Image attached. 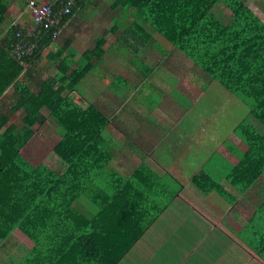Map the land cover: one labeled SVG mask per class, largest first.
<instances>
[{"label":"crops","instance_id":"obj_1","mask_svg":"<svg viewBox=\"0 0 264 264\" xmlns=\"http://www.w3.org/2000/svg\"><path fill=\"white\" fill-rule=\"evenodd\" d=\"M24 2L27 0H12L8 20L23 22ZM110 10L102 12L97 9L88 13L85 20L79 17L83 16L81 13L66 22L62 35L70 27L73 41L67 44L68 39L61 35L65 44H60L57 39L43 50L30 64L26 79L27 82L35 79L32 70L35 63H43L50 69L52 77L48 79L57 78L61 73L60 61L50 60V56L61 48L66 49L63 59L73 56L72 60L69 59L72 72L80 66H87L88 70L76 84L73 95L77 101L94 105L109 121L101 146L103 157L110 163L103 173H92L99 201L82 195L75 203V209L83 213L89 222L97 217L99 223L100 209L104 207L106 211L111 204L115 208L112 215V224H115L125 216L120 206L128 200L131 202L133 194L140 197L134 206L142 217L140 224L138 219L136 222L141 236L118 264H264V172L251 186L234 183L230 178L231 172L250 148L237 132L240 117H232L230 126L225 121L216 125L219 130L223 127L230 133L224 142L219 138L214 140L219 147L208 163V155L205 157V151L198 147L204 144L203 133L208 118L199 111L205 108L200 109L197 105H202V100L210 93L234 102L238 107L239 101L231 94L226 97L222 87L215 85L213 88L212 83L206 91L195 89L191 81L187 85L188 76H195L203 82L210 83V80L172 44L173 47L168 46L163 53L156 50L152 39L145 51L142 46L133 47L135 62L125 65L120 74L117 68L123 65V53L119 50L132 45V41L125 43L126 40H123L124 30L128 27L137 29L141 21L134 17L133 11ZM122 11L124 17L129 18L123 27L114 30L116 25L112 20L111 23L106 22L103 34L92 35L91 44L85 49L77 48L74 36L84 33V38H88L87 31H91L92 26H98L89 18L96 19L100 24L101 19L109 16L112 19L121 17ZM145 28L151 35L156 32L147 23ZM4 36L5 32L0 31V39ZM99 36L106 39L105 45L97 43ZM54 43H57L56 47ZM100 46L104 51L101 60L87 58L83 62L85 52ZM172 60L178 62L177 67L169 65ZM85 79V99L81 100V94L76 92ZM40 81L43 79L40 78ZM14 86L5 92L6 100L9 98L7 93ZM10 100V107H13L16 100L13 97ZM138 100L139 105H135ZM244 114L243 117L264 135V125L247 109ZM195 116H201L197 119L200 130L192 132L186 128L185 122ZM113 126L117 129L110 131ZM58 128L62 135V128ZM186 144L195 145L193 155L197 160L187 159L186 153H191L186 149L173 150L185 148ZM212 162L214 168L210 173L205 169ZM138 169L144 173L141 181L134 179ZM246 175L251 178V173L246 172ZM129 189L133 193L127 195ZM82 197L87 200L80 201ZM100 235L104 238V234ZM44 238H50V235H42L41 241ZM108 238L120 240L114 234H109ZM49 250L48 244L37 250L35 242L17 228L0 243V264H53L57 250L54 249L53 254Z\"/></svg>","mask_w":264,"mask_h":264},{"label":"trees","instance_id":"obj_2","mask_svg":"<svg viewBox=\"0 0 264 264\" xmlns=\"http://www.w3.org/2000/svg\"><path fill=\"white\" fill-rule=\"evenodd\" d=\"M31 1L27 0L22 7L26 6L30 21L23 19L22 22L8 20L12 0H0V28L2 33L5 32L0 39V243L18 228L35 242L37 250L45 244L49 245L51 254L57 250L53 264H118L141 236L136 222L138 219L140 224L142 217L135 207L140 197L133 194L131 202H120V210L125 211V216L115 224H112L115 208L111 204L106 211L104 207L100 209L99 223L97 217L89 222L75 209V203L82 195L99 201L92 173H103L110 163L103 157L101 146L108 119L94 105L77 101L73 95L76 84L88 72L87 66H80L72 72L69 59L72 60L73 56L64 60L66 49L61 48L50 56V60L60 61L61 73L57 78L41 81L37 84V92L25 83L30 64L61 37L66 22L84 12L87 5L96 3L77 0L80 10L76 8L71 15L62 18L64 25L54 38L55 26L45 28L35 23L29 8ZM107 1L113 11H133L134 17L141 21L137 29L128 27L124 30L125 43L132 41L131 47L142 46L145 51L151 39L160 43L164 38L209 77L213 88L216 85L228 91L239 101V106L264 125V21L245 1ZM261 1L264 4V0ZM47 2L53 3L54 0ZM221 3L232 13L229 24L212 14ZM60 8L58 3L53 8L54 13ZM13 22L18 23L17 29ZM146 23L158 35L147 32ZM118 28L116 25L114 30ZM19 30L28 34L29 40L37 45L33 57L26 59L27 68L11 56ZM105 42L104 37L97 38L98 44L105 45ZM103 54L100 46L85 52L83 62L87 58L101 60ZM12 86L18 99L9 113H4L1 111L4 94ZM20 111L22 126L19 127L11 122L10 115ZM44 112H48V116L62 128L61 139L53 148L63 166L61 170L45 164L34 166L21 154L35 135V127L45 122L47 116ZM238 120L237 132L251 149L242 156L230 178L234 183L251 186L264 172V135L244 117ZM246 172L251 173V178ZM142 175L144 173L139 170L134 179L141 181ZM126 193L130 195L133 191L129 189ZM117 228L118 232H115ZM46 234L50 238L41 241L42 235ZM100 234H104V238ZM109 234L118 235L120 240H110Z\"/></svg>","mask_w":264,"mask_h":264},{"label":"rangeland","instance_id":"obj_3","mask_svg":"<svg viewBox=\"0 0 264 264\" xmlns=\"http://www.w3.org/2000/svg\"><path fill=\"white\" fill-rule=\"evenodd\" d=\"M245 1L246 5L259 17L261 18L262 21H264V4L261 0H243ZM94 3H96L95 5L89 4L87 6L88 9L90 10H86L83 13V16H79L82 20H85V18H87L88 13L90 12H95L97 11V9H100L102 12L103 11H110V6L107 5L106 0H93ZM108 2V1H107ZM123 13V11H122ZM105 14V13H104ZM216 18H218L219 20L223 21V23L225 24H229L232 21V13L231 11L226 7L225 4L221 3L218 6H216L213 10L212 13ZM85 15V16H84ZM24 21H30V17L29 14L27 12V10L25 11V15H24ZM79 18V21H81V19ZM89 20L94 23L96 26H92L91 31H87L89 34L88 38H84V33L81 34H77L76 37L74 36V42L77 45V48L79 50H83L85 49V47H88V44H91V36H97V35H101L104 32V28L107 26L109 22H112L117 25L118 27L121 28V26L123 27L126 22L128 21L127 17H124V13L122 14L121 17H116L114 19H112L110 16L108 18H104L101 19V23H97L96 19H91L89 18ZM105 20V21H104ZM1 31V28H0ZM76 34V31H74ZM156 33V32H155ZM157 34V33H156ZM113 35V37L111 38V40H113L116 36ZM158 35V34H157ZM64 36L65 39H71V41H73V37L71 34V29L70 27L68 28V30L65 32ZM160 37V36H159ZM57 41H59L60 44H65V41L58 39ZM55 41V42H57ZM155 41V48L156 50L160 51V52H166L168 50V46L173 47L168 41H166L164 38H161L160 43ZM54 47L57 46V43L53 44ZM120 52L123 53V59H121V62L123 63V65H118L117 70L120 71L119 73L122 74V70L125 69V65L131 64L132 62H135V57H134V48L131 46H126L123 47L122 49L119 50ZM184 55V54H182ZM185 57V56H184ZM187 59V57H185ZM194 63V62H193ZM25 66L27 64H24ZM170 66L172 67H177L178 62L176 61H170L169 63ZM195 65V64H194ZM103 67V66H102ZM32 70L34 71V74L36 75L35 79L30 80V82L25 81V83L31 88V90L33 92H37L38 88H37V84H39L40 78L45 80L48 78H51L52 76V72L50 71V69H48L46 66H44V64H37L35 63L32 66ZM127 71H129L130 73H133V71L131 69H127ZM101 73V72H100ZM190 81L193 85V87L199 91H206L210 85L209 82H203L202 80H200L199 78L195 77V76H188L187 78V85H190ZM86 79L80 84V86L77 89V94H81L80 95V99L83 100L85 99V92H86ZM111 85H114L112 83V81H110ZM223 89V88H222ZM225 93L227 94L226 97L229 96L228 91L224 90ZM8 95V99L6 100V98H4L3 101V109L1 111H3L4 113H9L10 111V106H11V100L10 98L13 97L15 100L18 99V94L15 91V88L13 87L9 93H7ZM221 95V94H220ZM210 96V97H209ZM224 97V95H223ZM94 101V99H90ZM140 101H136L134 104L135 105H139ZM198 108L202 109L205 108L203 110H199L201 111L202 114L206 115L208 120L206 122V128H205V132L203 133V141L204 144L201 146H198L199 148H201L203 151H205L204 156L207 157L208 155V159L207 162L208 163L213 154H215V150L219 147V144L216 143L217 138L220 139L221 142H224V140H228L227 134L229 135L230 131L228 129H225L222 127V130H219V127H216V125H218V123L225 121L226 124H228L230 126V121L233 120L231 119L232 117H243L245 116L244 111L245 109H243L242 106L238 107V104L234 103V102H230L227 101L225 99H222L218 96H216L214 93H210L208 94V97H206L205 99L202 100V105H197ZM47 116V123L44 122L42 125H38L35 127V135L33 136V138L25 145V147L22 149L21 154L23 155V157L25 159H27L32 165L34 166H38L40 164H45L47 166H49L52 169L55 170H61V168H63L59 158L53 153V148L55 147V145L58 143V141L61 138V133L60 130L57 126V124L55 123V121L48 116V114H45ZM230 116V117H229ZM201 118V116H195L194 118L192 117L191 120H186L185 122V126L186 128H188L190 131L192 132H196L200 130V124L199 121L197 119ZM10 119L11 122L17 124L19 127L22 126V112H18L16 114H12L10 115ZM117 129L116 127H111L110 131ZM200 144L202 142H199ZM184 150L186 149V151H190L191 155L188 154V152L186 153L187 155V159L190 158L191 161L195 160V156L193 155V151L196 150L195 145L192 144H186L185 148L184 147H180V148H173V150ZM185 155V156H186ZM203 155V154H202ZM201 156V157H204ZM172 157L175 158V155L172 154ZM197 160V159H196ZM201 166V165H200ZM199 166V167H200ZM211 168H214V162L208 164V166L206 167L205 170L209 171L210 173H212L210 170ZM91 186V185H90ZM82 199H86L85 197H82L80 199V201H82ZM90 208H92V204H90Z\"/></svg>","mask_w":264,"mask_h":264},{"label":"built area","instance_id":"obj_4","mask_svg":"<svg viewBox=\"0 0 264 264\" xmlns=\"http://www.w3.org/2000/svg\"><path fill=\"white\" fill-rule=\"evenodd\" d=\"M60 4L59 12L53 11V8ZM77 0H54L53 3L40 2L39 0H33L29 3V8L35 17V23L43 25L45 28H50L55 26L57 29L53 34V37H57L59 32L62 30V25H64V17H68L74 11V9L80 10L79 5H76ZM63 18V19H62ZM18 23L13 22V27L17 29ZM29 31V30H28ZM36 36V35H35ZM16 41L13 43V48L11 50V56L22 63V65L27 68L26 59L33 57L37 45L31 40H29L28 34H23L21 30L16 33ZM24 64H27L26 66Z\"/></svg>","mask_w":264,"mask_h":264}]
</instances>
